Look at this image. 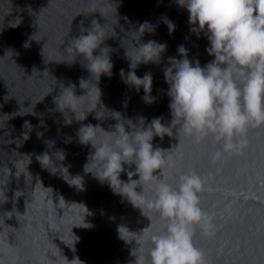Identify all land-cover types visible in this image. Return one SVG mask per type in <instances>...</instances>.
<instances>
[{"label": "water", "instance_id": "95a60500", "mask_svg": "<svg viewBox=\"0 0 264 264\" xmlns=\"http://www.w3.org/2000/svg\"><path fill=\"white\" fill-rule=\"evenodd\" d=\"M116 2L118 16L113 5L103 17L98 11L91 12L93 0H0V264H67L65 257L69 261L79 257L84 264H132L130 251L137 245L134 240L126 244L119 239L117 228L123 225L138 233L151 223L107 184L84 173L91 147L80 145L76 133L81 124L89 123L109 130L116 121L109 119L112 114L103 106L131 119L143 116L147 122L163 116L167 123L171 119L169 85L164 78L168 58H180V45L188 50L189 60H199L202 67L214 57L206 51L210 47L207 38L190 32L189 13L175 0ZM165 16L176 26L171 35L163 23ZM93 20L109 36L105 43L112 49L114 65L111 77L100 78V104L95 81L82 67V58L72 65L63 63L71 39L81 35L82 28H91ZM145 21L156 30L145 33L141 42L167 45L159 65L141 64L135 70L141 78L152 74V104L143 101L142 88L137 93L120 76L121 69L130 70L126 50L130 58L135 55L138 36L134 32ZM33 35L38 42L30 39ZM81 79L85 80L83 88ZM69 85H75V94L83 96L79 112L97 109L85 121L66 125L53 100ZM97 111L102 120L95 118ZM248 141L243 156L215 165L210 159L215 150L211 140L199 146L184 141L173 149L165 170L173 186L178 170L193 169L207 179L201 207L214 217L216 231L211 238L199 232L195 237L207 264H264V128L250 130ZM178 143L167 136L163 141L153 140L154 147L163 149ZM58 149L65 151L66 158L57 165L63 163L71 176L81 175L83 191L70 186L59 171L54 175L37 161L44 151L51 155ZM134 169L133 165L129 170ZM120 178L127 181L126 172ZM84 223L91 227H83ZM159 226L154 216L153 230Z\"/></svg>", "mask_w": 264, "mask_h": 264}, {"label": "clouds", "instance_id": "9594fccd", "mask_svg": "<svg viewBox=\"0 0 264 264\" xmlns=\"http://www.w3.org/2000/svg\"><path fill=\"white\" fill-rule=\"evenodd\" d=\"M175 2L189 13L190 32L198 38L201 34L207 38L210 47L206 51L214 59L203 67L199 60L193 63L183 45L177 49L179 59L168 58L164 78L169 85L166 94L170 97L171 119L167 123L163 116L150 122L143 116L131 119L103 106L112 114L109 119L116 123L109 125V130L99 124H81L76 133L80 145L91 147L84 173L91 174L101 184H107L114 195L139 209L141 215L151 221L138 233L123 225L117 228L119 239L126 244L134 240L137 245L130 251L132 264H207L205 253L195 244L197 232L211 238L216 231L214 217L201 207L200 197L207 179L193 169L178 170L175 186L169 184L165 170L169 167L172 151L184 141L199 146L211 140L215 150L210 153V159L215 165L243 156L249 147V131L264 128V0ZM113 5L118 16L120 5L116 0H107L106 3L93 0L90 10L92 13L98 11L104 17V11ZM163 23L171 35L175 24L166 16ZM155 30L156 26L148 21L140 24L138 31L134 32L138 36L135 55L130 58L127 50L125 54L130 70L127 73L120 70L121 79L128 87L137 93L143 89L142 99L146 104L155 102L151 94L153 77L147 72L141 78L135 70L141 64H160L167 49L166 43L141 42L145 33L154 34ZM81 33L69 42L67 59L63 63L72 65L78 57L82 58L85 62L82 67L90 73V80L95 81L100 104V78L111 77L114 66L110 57L112 49L105 43L109 36L96 20L92 21L91 28H82ZM34 36L30 39L38 42ZM24 46L30 45L26 42ZM97 51L99 54L94 55ZM83 82L85 80L81 79V88ZM81 97L75 94V85L63 87L54 97L56 110L64 115L66 125H71L74 120L83 122L88 113L96 111L97 108L79 112ZM95 118L102 120L98 111ZM165 136L178 139V146L173 145L171 149L153 146L154 138L163 141ZM49 146L54 147V142ZM65 158L63 149L51 155L44 151L36 157L43 169L54 175L59 171L70 186L83 191V177L79 174L71 176L63 163L57 165ZM124 165L129 167L126 169ZM133 165L134 171L129 170ZM125 172L127 181L120 178ZM138 187L142 191L137 192ZM6 214L11 217V212ZM154 216L160 222L155 230ZM83 227L91 225L84 223ZM65 260L67 264H84L79 257L71 261L65 257Z\"/></svg>", "mask_w": 264, "mask_h": 264}]
</instances>
